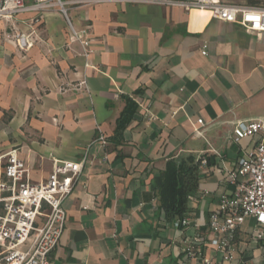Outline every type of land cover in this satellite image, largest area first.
Masks as SVG:
<instances>
[{
  "label": "crops",
  "instance_id": "crops-1",
  "mask_svg": "<svg viewBox=\"0 0 264 264\" xmlns=\"http://www.w3.org/2000/svg\"><path fill=\"white\" fill-rule=\"evenodd\" d=\"M207 13L120 0L73 7L72 24L91 38L86 56L56 12L0 21V175L10 151L34 183L56 160L84 159L51 264H184L196 235L203 260L186 264L225 261L207 223L233 191L227 172L255 149L256 138L235 141L231 130L264 119V34ZM19 32L28 49L6 39ZM127 100L135 113L116 137ZM188 157L198 190L189 224L176 229L157 193L167 162ZM255 224L246 218L237 231L233 264H264Z\"/></svg>",
  "mask_w": 264,
  "mask_h": 264
},
{
  "label": "built area",
  "instance_id": "built-area-1",
  "mask_svg": "<svg viewBox=\"0 0 264 264\" xmlns=\"http://www.w3.org/2000/svg\"><path fill=\"white\" fill-rule=\"evenodd\" d=\"M106 0H0V21L17 15L35 12H56L65 21L71 39L83 50L91 52V38L86 30H77L72 24L70 10ZM136 1L159 6L179 7L184 10H201L211 19L237 24L248 33L264 34V4L250 2L264 0H120ZM6 39L17 47H31L24 32L8 34ZM203 46L202 55L206 54ZM203 126V121H197ZM198 132V130H196ZM233 139L241 141L256 138L253 152L239 159L235 168L226 174L233 186L230 195L222 196L215 211L209 215L207 229L212 234L210 246L225 254L222 264L234 262V240L246 218L256 222L252 238L264 242V119L239 121L231 130ZM98 141L106 145L104 136ZM0 175V264H51V254L58 245L66 223L63 202L73 192L84 159L54 161L50 177L34 183L29 171L15 151L8 152ZM201 157L200 166L207 165ZM82 209H86L83 207ZM189 224L186 218L173 222L176 229ZM201 235L191 238L183 250L185 263L203 260Z\"/></svg>",
  "mask_w": 264,
  "mask_h": 264
},
{
  "label": "trees",
  "instance_id": "trees-1",
  "mask_svg": "<svg viewBox=\"0 0 264 264\" xmlns=\"http://www.w3.org/2000/svg\"><path fill=\"white\" fill-rule=\"evenodd\" d=\"M252 4H264L254 1ZM135 113V104L127 100L126 106L116 121L115 136H120ZM200 173L198 162L192 157L167 162L158 188L159 207L167 221L182 219L190 208V199L197 195Z\"/></svg>",
  "mask_w": 264,
  "mask_h": 264
},
{
  "label": "bare ground",
  "instance_id": "bare-ground-1",
  "mask_svg": "<svg viewBox=\"0 0 264 264\" xmlns=\"http://www.w3.org/2000/svg\"><path fill=\"white\" fill-rule=\"evenodd\" d=\"M202 13V12H201ZM207 13V12H206ZM207 14H209V13H207Z\"/></svg>",
  "mask_w": 264,
  "mask_h": 264
}]
</instances>
